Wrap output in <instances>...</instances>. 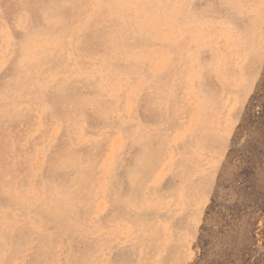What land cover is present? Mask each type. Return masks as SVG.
<instances>
[{
  "label": "rangeland",
  "instance_id": "rangeland-1",
  "mask_svg": "<svg viewBox=\"0 0 264 264\" xmlns=\"http://www.w3.org/2000/svg\"><path fill=\"white\" fill-rule=\"evenodd\" d=\"M0 264H264V0H0Z\"/></svg>",
  "mask_w": 264,
  "mask_h": 264
},
{
  "label": "bare ground",
  "instance_id": "bare-ground-1",
  "mask_svg": "<svg viewBox=\"0 0 264 264\" xmlns=\"http://www.w3.org/2000/svg\"><path fill=\"white\" fill-rule=\"evenodd\" d=\"M46 93V92H45ZM79 98V97H78ZM79 100V99H78ZM71 115V114H70ZM138 121V120H137ZM34 144V143H33ZM22 146V145H21ZM11 147V146H10ZM211 153V152H210ZM9 157V156H8ZM32 157V156H31ZM210 157V156H209ZM38 164V163H37ZM200 166V165H199ZM23 168V167H22ZM76 249V248H75ZM20 257V256H19Z\"/></svg>",
  "mask_w": 264,
  "mask_h": 264
}]
</instances>
